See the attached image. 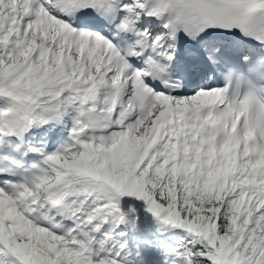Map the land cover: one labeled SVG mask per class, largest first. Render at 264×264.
Returning a JSON list of instances; mask_svg holds the SVG:
<instances>
[{
  "label": "snow or ice",
  "instance_id": "obj_1",
  "mask_svg": "<svg viewBox=\"0 0 264 264\" xmlns=\"http://www.w3.org/2000/svg\"><path fill=\"white\" fill-rule=\"evenodd\" d=\"M0 264H264V0H0Z\"/></svg>",
  "mask_w": 264,
  "mask_h": 264
}]
</instances>
